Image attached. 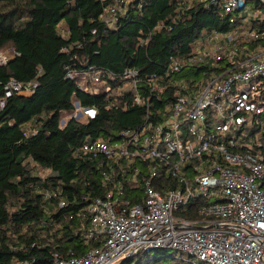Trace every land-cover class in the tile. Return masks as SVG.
I'll return each instance as SVG.
<instances>
[{"label": "built area", "instance_id": "obj_1", "mask_svg": "<svg viewBox=\"0 0 264 264\" xmlns=\"http://www.w3.org/2000/svg\"><path fill=\"white\" fill-rule=\"evenodd\" d=\"M101 1H108L102 19L114 27L130 0ZM249 1L264 7V0H210L236 15ZM14 55L0 51V64ZM185 66L199 72L148 77L147 102L136 67L119 74L68 67L66 76L88 93L110 92L119 78L147 113L116 138L102 136L74 150L102 174L103 194L79 212L88 219L83 236L99 245L82 255L56 252L54 264H115L156 248H177L199 264H264V10L227 31H203L190 56L171 59L168 74ZM37 85L12 77L0 110L13 95L34 94ZM165 92L170 98L162 101ZM155 97L159 105L151 103ZM74 105L71 117L79 120L98 112L79 100Z\"/></svg>", "mask_w": 264, "mask_h": 264}, {"label": "trees", "instance_id": "obj_2", "mask_svg": "<svg viewBox=\"0 0 264 264\" xmlns=\"http://www.w3.org/2000/svg\"><path fill=\"white\" fill-rule=\"evenodd\" d=\"M107 4L0 0V51H15L8 63L0 64V94L12 77L38 82L34 94L13 95L0 110V264H54L56 252L82 255L99 245L83 236L88 219L79 212L92 197L103 194L102 174L74 150L88 140L116 138L121 129L141 124L147 113L146 103L133 104L134 92L119 78L111 82L110 92L103 88L88 93L66 76L68 67L117 74L136 67L147 102L148 77L197 74L198 69L185 66L169 75V63L190 56L203 31H227L239 23L231 20L236 13L210 0H130L110 28L101 17ZM74 54L79 58L72 59ZM162 97L170 98L167 92ZM77 100L97 108L96 116L71 117L61 127ZM151 103L159 105V100L155 97ZM39 168L50 173L40 175ZM153 251L159 260L167 248L141 250L120 264H151Z\"/></svg>", "mask_w": 264, "mask_h": 264}, {"label": "rangeland", "instance_id": "obj_3", "mask_svg": "<svg viewBox=\"0 0 264 264\" xmlns=\"http://www.w3.org/2000/svg\"><path fill=\"white\" fill-rule=\"evenodd\" d=\"M264 7H257L255 1H249L248 6L246 9H242L241 11L238 12V15H233V18L236 20H246L247 18H251L252 14L255 13H259V12H263ZM64 34H66V31L64 32ZM6 50H12L11 47H8ZM71 113H67L63 118L66 121L71 117ZM61 120V123H63ZM38 174L40 175H47L50 173L49 170H43V169H38L37 171ZM157 252L153 251L151 258L153 259L151 262V264L153 263H160V264H199L197 261H193V259H191L189 257V254L186 252H183L177 248H168L166 251V254L162 255L161 258L159 260H155L154 258L156 257ZM124 259L121 258L120 260H118L117 262H115V264H120V262ZM125 264H133L130 262H127Z\"/></svg>", "mask_w": 264, "mask_h": 264}, {"label": "water", "instance_id": "obj_4", "mask_svg": "<svg viewBox=\"0 0 264 264\" xmlns=\"http://www.w3.org/2000/svg\"><path fill=\"white\" fill-rule=\"evenodd\" d=\"M131 257H133V255H127V256H125L124 260L129 259Z\"/></svg>", "mask_w": 264, "mask_h": 264}]
</instances>
